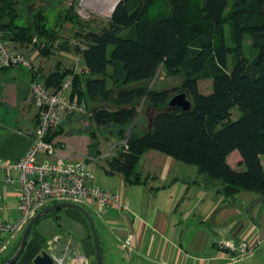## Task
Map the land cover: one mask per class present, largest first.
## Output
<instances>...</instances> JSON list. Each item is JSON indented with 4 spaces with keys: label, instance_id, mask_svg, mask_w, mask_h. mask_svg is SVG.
<instances>
[{
    "label": "trees",
    "instance_id": "1",
    "mask_svg": "<svg viewBox=\"0 0 264 264\" xmlns=\"http://www.w3.org/2000/svg\"><path fill=\"white\" fill-rule=\"evenodd\" d=\"M20 1L0 0V30L6 41L41 51L37 39L53 33L46 15L39 8L26 17L29 24L20 22ZM80 37L85 45L77 50L87 77L63 70L58 62L41 80L57 88L68 73L75 72L72 96L90 114L73 115L67 121L89 117L98 129L116 126L121 136L134 123L125 133L127 141L109 159L108 173L119 172L126 182L140 183V157L156 149L222 181L220 190L226 196L254 190L264 201V0H164L161 4L121 0L105 26L81 31ZM247 38L257 51L251 65L245 55ZM161 64L168 76H183L180 85L157 86ZM203 77L212 79L209 94L200 91ZM180 91L192 97L191 110L169 106ZM95 98L102 102L93 108ZM236 107L242 113L232 119ZM63 127L50 139L62 134ZM235 150L240 152L243 170L228 160Z\"/></svg>",
    "mask_w": 264,
    "mask_h": 264
},
{
    "label": "crops",
    "instance_id": "2",
    "mask_svg": "<svg viewBox=\"0 0 264 264\" xmlns=\"http://www.w3.org/2000/svg\"><path fill=\"white\" fill-rule=\"evenodd\" d=\"M26 56L31 58L36 70L14 66L0 71V159L6 161L22 158L31 145L38 113L32 100L31 84L35 77L41 79L47 76L43 60L32 59L30 53ZM85 71L88 72V69L85 68ZM165 75L166 72L160 73L159 77L164 79ZM107 81L111 86L109 77ZM68 124L76 128L72 126L66 131ZM89 134L90 130L84 131L78 122L66 121L62 134L57 136L53 152H44L41 156L88 160L91 152V156L99 158L102 155L106 159L104 172L112 180L109 184L108 179L105 185L108 183V187L116 191L120 203L104 208L95 200L83 204L95 221L104 264L264 262V258L253 261L255 253L264 248V211L258 219L244 217L235 200L239 193L226 196L220 190L222 182L208 179L197 165L193 167L194 164L175 172L172 165L176 159L162 152L155 153L152 149L145 151L138 162L137 170L142 181L128 183L121 173L107 172L109 159L117 151L101 152L98 148L100 143L92 146L94 141H91ZM184 185L187 190L181 199L186 200V204H180L176 210L172 203L180 194H176L175 190L178 193L183 191ZM260 199L264 207L261 196ZM17 200V187L1 181L0 201L6 203L13 214H17ZM57 225H63V228L58 229ZM130 233L135 234L133 246L129 250L123 249L122 242ZM225 239H233L241 244H234L235 248L218 247L217 242ZM243 243L248 244L245 254L242 251ZM43 250L49 251L63 264H73L82 258L87 264H97L90 224L84 213L76 208L63 207L59 213L42 216L34 225L26 247L15 264H34V258ZM11 256L10 251L0 250V264Z\"/></svg>",
    "mask_w": 264,
    "mask_h": 264
},
{
    "label": "built area",
    "instance_id": "3",
    "mask_svg": "<svg viewBox=\"0 0 264 264\" xmlns=\"http://www.w3.org/2000/svg\"><path fill=\"white\" fill-rule=\"evenodd\" d=\"M22 66L36 70L31 58L8 45L0 30V71ZM75 72L68 73L59 87L54 88L35 77L31 84V95L37 107V124L31 145L25 155L15 161L0 159V182L13 184L18 190L17 214L0 201V250L8 248L18 233H23L31 218L52 203L70 201L85 204L95 200L104 208L120 203L119 196L111 187L94 184V176L85 158L65 160L42 158L41 151L51 153L56 147L57 136L53 132L73 115L87 113L84 103L72 96ZM135 234L130 233L122 242L123 249H131ZM222 248H234L233 241L221 243ZM243 253L248 244H242ZM60 264H63L58 260ZM73 264H87L82 259Z\"/></svg>",
    "mask_w": 264,
    "mask_h": 264
},
{
    "label": "rangeland",
    "instance_id": "4",
    "mask_svg": "<svg viewBox=\"0 0 264 264\" xmlns=\"http://www.w3.org/2000/svg\"><path fill=\"white\" fill-rule=\"evenodd\" d=\"M158 1L161 4L163 3L164 0H158ZM105 2L106 0H22L20 1L19 6H18L22 15H21V18L18 20L20 22L25 21L26 23L29 24V21H28L29 19L27 20L26 17H29L28 15L33 13L35 10L39 8H43L42 11L46 15L45 21H46L47 27L53 33L51 36H47L42 39H37L38 44L41 45L42 43V45L44 46V48L42 46L43 51L38 50L34 45L20 46L15 43L11 44L8 41L6 42L8 43L10 47L12 48L16 47L17 48L16 50L23 54L27 55L28 53H30V55L33 56L32 59L43 60V64H44L43 68L44 70H46L45 72H47V75L50 74L53 70H55L57 63L60 62L62 64L61 67L63 68V70L67 68L73 69V70L76 69L80 73H85L84 76L87 77L88 72L85 71V68H84V59L81 57V54L77 50V47L79 45L80 46L85 45L83 38L80 37V33L81 31L87 32L91 29L99 30L107 24V22L109 21V18L112 17V14L115 9L113 10V12L112 11L106 12L104 9ZM231 3H230V6H231ZM230 6L228 10L230 9ZM73 16L74 18L72 20L71 17ZM229 30H230V25H227L226 26L227 42H230V37L228 35ZM244 47H245V55L248 59L249 64L251 65L254 63V59L256 57L257 51L253 47V43L250 38H247L245 40ZM161 65L162 67L161 68L159 67L161 70L157 74L158 75L157 77L158 79L156 80L158 82L157 86L158 87H166V86L170 87V86L180 85L182 82V78H183V76L181 75H169V76L165 75L164 79H161L159 77L160 73L165 74V71L163 69V64ZM199 83H200L201 93L209 94L210 92H212L213 82L211 78L203 77L200 79ZM100 101H99V98H95L93 101H91L92 107L94 108L95 105H100L102 102ZM241 113L242 112L240 111V109L236 107L232 110L231 118L236 119L241 115ZM85 114L89 116L90 110L88 111L87 109V113ZM88 118L87 117H84V118L75 117V118H72L70 122H78L84 131L85 129L90 130L94 128L93 130L95 134H89V135L92 139L91 141H94L92 143L94 147L97 146V144L94 145L96 143L95 141H99L100 144L98 143L99 144L98 148L102 150L101 152H106V151L114 152L115 150L118 152L121 149L123 143L127 141L126 134H128L130 126L128 127V130L126 129V132H125L126 134L122 133L123 136H121V134L119 133V129L116 126L102 127L98 129L97 124L93 120H89ZM72 126L76 128V126L74 125L70 126L68 124L66 131H68ZM152 150H154L155 153H161V151L159 150H156V149H152ZM43 153L44 151H41V154ZM43 157L44 156L42 155V158ZM106 157L108 156L106 155ZM228 159L231 165L233 164L236 167V169L238 170L245 169V166L244 165L242 166L239 163L241 160V155L238 150H235L234 152H232L230 156L228 157ZM87 162H88V167L94 176V179H93L94 184L98 186H102V187H108L112 178L108 176L107 174H105L104 172L103 167H105V165L107 164L106 159H104L102 155L99 156V158L91 156V152H90ZM262 162L264 164V155L262 156ZM186 165H189V164L176 159L175 164L172 165V169L175 172H181L186 169ZM193 167H197V166L194 165ZM108 179H109V184L106 183L107 185H105V182L108 181ZM208 179L210 178L208 177ZM212 181H215L216 183H220V184L222 182L220 180H212ZM186 190H187L186 185H184V190L179 191V193L177 190H175L176 194H180V195L178 199H176V201L172 203L174 204V209L176 208L177 210V207H179L180 204L181 205L186 204V200L181 199L183 195L185 194ZM238 193H236L238 195L235 200L237 204L240 205L239 206L240 211L243 214V216L244 217L251 216L256 219L260 218L262 211H264V207H263V202H261V199L259 200L260 198L259 194L254 190H242ZM158 202L160 203V198L158 199ZM207 202L209 201L207 200ZM61 209L49 212L47 214L51 215L53 213L54 214L59 213ZM62 226L63 225L61 226L57 225V228L58 229L63 228ZM22 236H23V233L16 234L14 238L11 240V243L9 244L8 248L4 251L8 250L13 254V252H15V250H17L18 248L20 241L22 239ZM15 240H18V241L13 243ZM228 240H232L234 244H236V246L237 244H239L237 241L235 242V240L233 239H227V240L225 239L222 241L221 240L218 241L217 246L220 247L221 243L223 242L226 243V241ZM255 254L256 256H255V259L253 257L254 259L253 261L261 260L262 258H264V248H262V250L259 253H255Z\"/></svg>",
    "mask_w": 264,
    "mask_h": 264
},
{
    "label": "water",
    "instance_id": "5",
    "mask_svg": "<svg viewBox=\"0 0 264 264\" xmlns=\"http://www.w3.org/2000/svg\"><path fill=\"white\" fill-rule=\"evenodd\" d=\"M120 1L121 0H119L116 3L114 9L116 8V6L118 5V3ZM161 67H162V65L160 66V68ZM160 68L158 69V72L161 70ZM168 104L171 108H179L183 111H189L193 108V101L186 91H180L177 94H175L174 96H172V98L169 100ZM133 124L134 123H132L130 125L129 132H130ZM63 207L76 208V209L80 210L82 213H84V215L86 216V218L90 224V227L92 230V235L94 237V242H95V247H96L97 264H104V256H103V250H102L101 243H100L99 233H98V230L96 228V224H95V221H94L92 215L83 205L78 204V203H74V202H70V201L57 202V203L48 205L45 208L38 211L31 218L28 225L26 226V228L23 232V236H22V239L20 241V244H19L16 252L14 253V255L11 256L10 258H8L2 264H15L18 261V259L20 258V256L22 255V253L26 247V244L28 242L31 231H32L34 225L36 224V222L45 214L52 212V211H55V210H58V209H61ZM34 264H60V263L49 251L43 250L40 254H38L34 258Z\"/></svg>",
    "mask_w": 264,
    "mask_h": 264
},
{
    "label": "bare ground",
    "instance_id": "6",
    "mask_svg": "<svg viewBox=\"0 0 264 264\" xmlns=\"http://www.w3.org/2000/svg\"><path fill=\"white\" fill-rule=\"evenodd\" d=\"M119 0H106V2H105V6H104V9H105V11L106 12H110V11H112L113 12V9H114V7H115V5H116V3L118 2ZM111 12V13H112ZM110 13V14H111ZM110 14H108V15H110Z\"/></svg>",
    "mask_w": 264,
    "mask_h": 264
}]
</instances>
